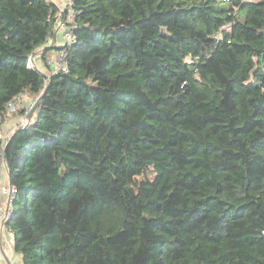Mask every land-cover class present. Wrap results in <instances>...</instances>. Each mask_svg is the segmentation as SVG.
<instances>
[{
  "label": "trees",
  "instance_id": "trees-1",
  "mask_svg": "<svg viewBox=\"0 0 264 264\" xmlns=\"http://www.w3.org/2000/svg\"><path fill=\"white\" fill-rule=\"evenodd\" d=\"M19 96L23 264H264V0H0L5 133Z\"/></svg>",
  "mask_w": 264,
  "mask_h": 264
},
{
  "label": "built area",
  "instance_id": "built-area-1",
  "mask_svg": "<svg viewBox=\"0 0 264 264\" xmlns=\"http://www.w3.org/2000/svg\"><path fill=\"white\" fill-rule=\"evenodd\" d=\"M67 2L70 4L71 0H67ZM70 20L73 22L74 15L72 13V10L70 9ZM61 27H65L64 25H61ZM64 38L66 40V44L71 45L74 42V33L72 27L65 28L64 31ZM66 58L65 51H58L55 53V55L50 59L49 64H55L56 65V71H58L62 67V62ZM36 61H35V55H32L29 59V67L36 68ZM34 107V101L30 102L27 101L24 96H19L17 99L11 101L9 103L8 112L10 114H13V112L18 110H24L26 109V114L28 115L29 112ZM25 119V118H24ZM23 119V120H24ZM10 135V134H9ZM9 135L5 133L1 126H0V140L2 141L3 148L8 142ZM7 175V164L5 161V158L3 155L0 157V197H1V203H0V216H1V225L2 228L11 231L10 228H8L7 222L12 216L13 208L12 203L15 199L18 190L15 186L7 183H4V177Z\"/></svg>",
  "mask_w": 264,
  "mask_h": 264
},
{
  "label": "crops",
  "instance_id": "crops-1",
  "mask_svg": "<svg viewBox=\"0 0 264 264\" xmlns=\"http://www.w3.org/2000/svg\"><path fill=\"white\" fill-rule=\"evenodd\" d=\"M63 10V9H61ZM59 21V20H58ZM56 47L59 45L58 33L52 38H50L44 48H49L51 46ZM44 48H40L37 50V55L35 57L37 65L43 72L48 74V70L45 67V64L42 60L41 51ZM56 49H54L52 53H54ZM50 54V55H51ZM23 116L18 115L15 117L7 118L3 123V129L7 132V134H12L14 129L22 122ZM4 183H8V175L4 177ZM0 264H23L21 256L15 251L14 247V235L12 231H7L2 228L1 225V216H0Z\"/></svg>",
  "mask_w": 264,
  "mask_h": 264
},
{
  "label": "rangeland",
  "instance_id": "rangeland-1",
  "mask_svg": "<svg viewBox=\"0 0 264 264\" xmlns=\"http://www.w3.org/2000/svg\"><path fill=\"white\" fill-rule=\"evenodd\" d=\"M52 1L58 6V9L60 11H64L67 8V4H68L67 0H52ZM61 9H63V10H61ZM66 20H68V18ZM64 31H65V29L61 28L57 32L58 33V40H59L58 46H65L66 45V40L64 38ZM25 98L27 99V97H25ZM17 115H19V110L13 112V115H11V117H15ZM28 115H27V119H28Z\"/></svg>",
  "mask_w": 264,
  "mask_h": 264
},
{
  "label": "water",
  "instance_id": "water-1",
  "mask_svg": "<svg viewBox=\"0 0 264 264\" xmlns=\"http://www.w3.org/2000/svg\"><path fill=\"white\" fill-rule=\"evenodd\" d=\"M40 99L37 100L36 104L34 105V107L32 108V110L30 111L29 115H28V120H30L32 118V116L34 115L36 109H37V106H38V102H39Z\"/></svg>",
  "mask_w": 264,
  "mask_h": 264
}]
</instances>
